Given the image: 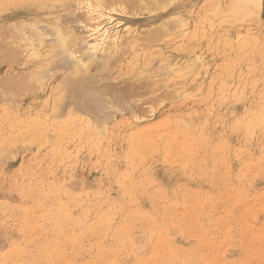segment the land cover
I'll list each match as a JSON object with an SVG mask.
<instances>
[{
  "label": "rangeland",
  "instance_id": "obj_1",
  "mask_svg": "<svg viewBox=\"0 0 264 264\" xmlns=\"http://www.w3.org/2000/svg\"><path fill=\"white\" fill-rule=\"evenodd\" d=\"M0 264H264V0H0Z\"/></svg>",
  "mask_w": 264,
  "mask_h": 264
},
{
  "label": "bare ground",
  "instance_id": "obj_2",
  "mask_svg": "<svg viewBox=\"0 0 264 264\" xmlns=\"http://www.w3.org/2000/svg\"><path fill=\"white\" fill-rule=\"evenodd\" d=\"M108 64V63H107ZM109 65V64H108ZM69 94V93H68Z\"/></svg>",
  "mask_w": 264,
  "mask_h": 264
}]
</instances>
